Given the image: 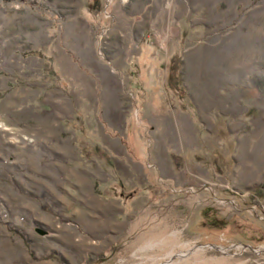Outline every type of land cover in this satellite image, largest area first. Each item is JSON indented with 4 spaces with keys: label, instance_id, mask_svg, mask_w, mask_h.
Instances as JSON below:
<instances>
[{
    "label": "rangeland",
    "instance_id": "rangeland-1",
    "mask_svg": "<svg viewBox=\"0 0 264 264\" xmlns=\"http://www.w3.org/2000/svg\"><path fill=\"white\" fill-rule=\"evenodd\" d=\"M0 264H264V0H0Z\"/></svg>",
    "mask_w": 264,
    "mask_h": 264
},
{
    "label": "water",
    "instance_id": "water-1",
    "mask_svg": "<svg viewBox=\"0 0 264 264\" xmlns=\"http://www.w3.org/2000/svg\"><path fill=\"white\" fill-rule=\"evenodd\" d=\"M247 246H249L248 244H246ZM250 247V246H249Z\"/></svg>",
    "mask_w": 264,
    "mask_h": 264
}]
</instances>
